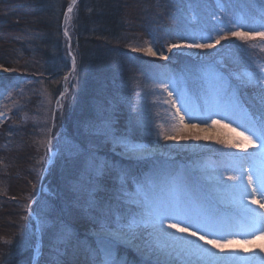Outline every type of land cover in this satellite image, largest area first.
Segmentation results:
<instances>
[{
	"label": "trees",
	"instance_id": "trees-1",
	"mask_svg": "<svg viewBox=\"0 0 264 264\" xmlns=\"http://www.w3.org/2000/svg\"><path fill=\"white\" fill-rule=\"evenodd\" d=\"M71 2L0 0V67L10 71L0 74V264H31L38 242L33 264H101L95 232L123 230L136 185L159 172L151 159L126 160L113 148L127 118L153 107L143 84L162 62L135 50L163 49L161 37L180 28L181 8L195 1L76 0L69 43L62 22ZM68 43L75 66L55 112ZM140 131L134 139H145ZM53 138L57 154L44 172ZM113 260L144 263L122 246Z\"/></svg>",
	"mask_w": 264,
	"mask_h": 264
},
{
	"label": "rangeland",
	"instance_id": "rangeland-1",
	"mask_svg": "<svg viewBox=\"0 0 264 264\" xmlns=\"http://www.w3.org/2000/svg\"><path fill=\"white\" fill-rule=\"evenodd\" d=\"M194 1L193 6L179 9L185 21L181 19L180 28L172 30L168 37L159 36L163 49L146 44L155 56L147 55L143 48L135 50L137 54L162 62L155 69L156 77H148L143 84L153 107L144 109L136 119L127 118V134L121 135L113 149L121 148L122 152L115 153L126 160L151 159L159 166V172L145 174L143 188L136 185L133 195L136 209L122 225L123 230L95 232L94 237H98L103 232L115 230L122 237L102 243L99 254L102 253L103 260L106 252H111L113 259L117 246H122L145 264H264L261 259L264 252L259 247L247 253L227 249L221 252L196 237L167 227L174 223L209 239L234 237L243 240L258 234L255 229L259 224L249 209L264 212L250 203L252 189L247 188L248 175H258L264 170V163L253 156L256 149L230 146L238 139L231 129L252 136L257 143V138L264 135V83L260 82L264 78L261 71L264 40L258 36L240 40L230 35L237 30L264 31V0ZM65 27L67 40L71 42V14ZM225 36L226 39H220ZM180 39L184 42L179 43ZM218 39L220 42L216 43ZM198 43L214 44V47L188 46ZM171 45L182 46L183 50L177 47L169 50ZM9 72L0 67V74ZM70 75L66 92L54 107L55 112L62 109L72 73ZM140 101L144 98L137 103ZM6 116L0 100V125ZM181 116L184 117L183 125ZM214 120L219 123L213 125ZM52 130L50 127V132ZM137 130L144 134V140L134 139ZM177 132L188 138H164ZM192 136L206 138L192 139ZM48 148L53 154L50 165L57 154L54 138ZM47 154L46 149L44 160ZM162 172L164 175L160 178ZM233 176L238 179H230ZM244 189L247 196L243 195ZM255 198L260 200V194ZM162 217H166L163 224L160 223ZM134 221L135 225L130 228ZM261 243L256 242L257 245ZM233 256L242 260L233 262L230 259Z\"/></svg>",
	"mask_w": 264,
	"mask_h": 264
},
{
	"label": "snow or ice",
	"instance_id": "snow-or-ice-1",
	"mask_svg": "<svg viewBox=\"0 0 264 264\" xmlns=\"http://www.w3.org/2000/svg\"><path fill=\"white\" fill-rule=\"evenodd\" d=\"M74 3V0H73ZM72 12V6L69 7L68 12L65 13V20L66 22L70 19L69 13ZM68 35V32L65 31V36ZM231 36L236 37L237 39L240 40H250V39H255L257 36L261 39L264 40V31L260 32H246V31H233L230 33ZM227 37H221L220 39H226ZM219 39L216 41V43H219ZM189 47H196V48H205V49H211L214 47V44H195V45H188ZM172 47H179V45H171L170 49ZM143 51L146 52L147 55L150 56H155L156 53L152 51L151 47H148L146 49H142ZM71 55V53H69ZM161 56H163V53H161ZM73 66H75V59L73 58ZM5 71H9V69H5ZM262 72H264V68L261 69ZM261 83H264V78L261 79ZM183 120L184 117H180V122L183 125ZM218 121H213V125L218 124ZM224 127H227L226 125H223ZM187 127V126H184ZM192 127H195V125H192ZM181 132L183 131V128L180 130ZM232 132H235L236 136L238 139H236L234 142L230 144L231 147L233 148H239L242 150H247L248 148H253L256 149V152L253 153L254 157H258L262 163H264V135L258 137V143L256 140L253 139L252 136L245 135L243 132H236L235 129H231ZM165 139H177V138H182V139H187V136H181L179 132L175 135H165ZM201 138H206V137H200V136H192V139H201ZM232 180H237L238 178L233 176L230 177ZM248 184L247 188L252 189V198L250 200V203L258 205L259 208L264 209V170H262L258 175L255 177L251 174L248 175ZM243 188V186H241ZM259 193L261 199L257 200L256 194ZM243 195L247 196V190H243ZM249 211L253 212V214L256 217V222L259 224V228L255 229L258 234L252 235L249 238H245L243 240L236 239V238H230V239H221V238H207L205 235H198L197 232L195 231H189L187 227H179L177 224L174 223H169L167 224L168 228L175 229L176 231L180 233L187 234L188 236L196 237L197 240L203 241L205 244L210 245L212 248L218 249L219 251L223 252L226 249L236 252V251H243V252H249L253 250V247H259V250L261 252H264V212L256 213L254 209H249ZM164 219L166 217H162L160 219V223L163 224ZM135 225V221L133 222L132 225L129 227L132 228ZM118 239L122 237H117ZM257 241H262L261 244L257 245ZM205 251L206 250H201ZM209 256H211V253H208ZM233 262L242 260L240 257H231L230 258ZM264 260V257L261 258ZM102 264H116V262L112 259V254L111 252H106L105 253V258L102 262Z\"/></svg>",
	"mask_w": 264,
	"mask_h": 264
},
{
	"label": "water",
	"instance_id": "water-1",
	"mask_svg": "<svg viewBox=\"0 0 264 264\" xmlns=\"http://www.w3.org/2000/svg\"><path fill=\"white\" fill-rule=\"evenodd\" d=\"M75 2H76V0H74V3H72V7H73V5L75 4ZM67 48H68V46H67ZM177 49H179V50H183V48H182V46H179V47H177ZM70 53V51L68 50V55H69V57H70V61H71V66H70V71L73 69V57H72V55H70L69 54ZM68 75H66V76H64V79L67 77ZM64 86V83L62 84V87ZM61 96V95H60ZM109 234H111V235H109ZM119 236H121V234L119 233V232H116V231H113V230H111V231H109V232H105V233H102L100 236H98V237H96V242H97V245L100 247V248H102L103 247V242H105V240H107V239H109V240H112L113 238H111V237H119ZM37 248H38V246L36 247V250H37ZM38 254L36 253V256H37Z\"/></svg>",
	"mask_w": 264,
	"mask_h": 264
},
{
	"label": "bare ground",
	"instance_id": "bare-ground-1",
	"mask_svg": "<svg viewBox=\"0 0 264 264\" xmlns=\"http://www.w3.org/2000/svg\"><path fill=\"white\" fill-rule=\"evenodd\" d=\"M72 3H73V0H72V2H71L70 6L72 5ZM70 6H69V7H70ZM69 7H68L67 10L65 11V13L68 12ZM72 12H73V9H72ZM72 12L69 13V16H70V14H71V16H72ZM65 13H64L63 22H62V34L64 35V37H65L66 39H68V37L65 36V31H66L65 24L67 23L66 20H65ZM72 71H73V69L70 71V74L72 73ZM68 77H69V76H68ZM68 77H66L65 80H64V86L66 85V81H67ZM52 158H53V154L50 152V150H48L47 159H46V161H45V165H44V166H45V168H44V172H45L46 168L49 166L48 163L52 161ZM50 164H51V163H50ZM109 235H111V234H109ZM111 238H113V240H114V239H115V240H118L117 237H111Z\"/></svg>",
	"mask_w": 264,
	"mask_h": 264
}]
</instances>
